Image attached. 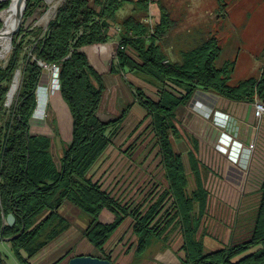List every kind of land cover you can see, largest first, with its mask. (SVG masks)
Masks as SVG:
<instances>
[{
    "label": "trees",
    "instance_id": "obj_1",
    "mask_svg": "<svg viewBox=\"0 0 264 264\" xmlns=\"http://www.w3.org/2000/svg\"><path fill=\"white\" fill-rule=\"evenodd\" d=\"M130 1L65 0L40 38L43 28L26 27L25 22L43 12L45 0H27L25 22L13 37L7 65L0 66V236L13 237L9 243L15 257L20 264H31L35 254L68 229L69 222L59 208L69 201L87 219L85 234L100 252L98 257L114 263L106 245L131 217L138 238L130 264H140L147 258L153 239L162 240L167 224L172 223H180L183 232L181 250L185 256L179 257L181 264H264V176L250 235L241 242L206 252L197 237L201 216L196 218L195 207L199 204V213H204L207 190L195 154L190 151L197 187L188 191L186 165L172 142V137L179 134L177 109L189 103L196 89L232 101L254 102L256 97L264 100V71L231 84L236 60L217 63L222 46L216 36L184 51L180 61L168 60L160 41L175 26V20L166 9L158 7L152 32L145 22L149 0L135 1L133 13L119 18V11ZM9 5L10 0L1 1L0 12ZM8 10L1 13L3 20H8ZM115 33L119 39L113 41ZM30 35L34 40L28 39ZM29 43L32 47L28 52ZM45 66L58 68L59 92L72 118L71 140L64 144L58 161L52 154L51 136L31 129ZM17 71L21 73L20 85L8 108L6 100ZM127 72L158 90L155 100L127 80L134 89L135 101L146 110L143 122L151 119L149 128L168 182L159 201L146 211L113 196L91 174L133 106L128 103L112 119L100 116L107 89L105 77ZM11 102L9 97L8 104ZM54 129L57 131L56 124ZM167 196L172 201L169 210L158 218ZM10 213L16 217L13 226L6 224ZM0 264H7L1 253Z\"/></svg>",
    "mask_w": 264,
    "mask_h": 264
},
{
    "label": "rangeland",
    "instance_id": "obj_2",
    "mask_svg": "<svg viewBox=\"0 0 264 264\" xmlns=\"http://www.w3.org/2000/svg\"><path fill=\"white\" fill-rule=\"evenodd\" d=\"M64 1L65 0H45L43 12L40 14L36 13L27 22L23 19L22 24L25 22L26 27L32 25V28H43L40 35V38H42L47 31L48 23L55 18L58 7ZM164 1L168 3L169 0ZM177 1L178 0H175V4ZM180 1H182V3H179V5L185 4V2L187 4L190 2L196 5L195 0H188V2L187 0ZM217 2L218 0H200L202 6H206L213 11L215 10L213 8H215ZM134 3L135 0L127 3L124 8L119 11V18L133 13ZM224 3H228L230 6L234 7V14L245 17L244 25L239 26L237 29L231 30V25L227 23L229 19H227V22L223 21V27H221L223 31L220 36V44L223 48V53L217 63L221 64L226 59L236 60L235 71L231 81V84H236L242 79H246L253 75L259 76L261 74L264 58L261 60L258 53L264 46V0H224L223 4ZM10 5L0 13L8 9ZM218 5L220 6V3H218ZM181 11L184 10H180V13ZM148 14L146 17H148ZM1 21L3 22L2 19ZM118 26V24L115 25L116 28ZM217 27V25L214 27V33L220 30V28ZM28 39L34 40V36L30 35ZM195 45L196 44H189L183 47H194ZM31 47L32 44L29 43L26 47V51L29 52ZM12 49L13 47H10L9 52L4 57L0 58V66L7 65ZM169 57L175 61L172 55L169 54ZM238 58L239 60L237 61ZM19 85L20 81L16 87H14L13 84L11 86L9 97L12 102L7 105L8 108L13 104ZM59 86L56 69L51 66H45L38 89L40 105L31 121V129L33 132L48 134L55 138L54 142L57 145L54 147L56 159H58L56 153L61 151L65 142L59 141L53 122L55 120L54 123L57 126L58 123L59 126L61 125L60 129L62 128L61 131H63V135L70 132L72 126L71 115L67 106L60 101ZM142 88L147 95L156 98L155 89H152L155 92H151L145 85ZM48 103H51L50 108H47ZM125 106L126 105H124V107ZM187 107L188 108H184L181 111H177V126L180 133L172 137V142L176 151L185 153L184 161L188 174L189 192H192L197 187L196 176L190 164L189 152L192 151L197 159L203 187L207 190L204 213H199V204H196L195 207V212L197 214L196 218L201 216L197 237L203 241L205 251L209 252L233 243L241 242L250 235L253 218L258 208L261 195L260 182L264 176V138L257 141L255 139L257 136L253 135V138H250L251 140H247V142H245L247 146L245 145V147L248 150L249 159L243 158V162L238 163V156H233L231 154L227 155L224 151L227 142L220 141V146L213 145L214 142L212 138H209V134H207L206 130L207 128L209 129V121L207 120L205 124V118H202L197 112L195 113L193 109L189 107V104ZM140 110H142L140 106L134 107L131 116L135 118L138 117L136 120L137 122L128 123L124 126V133L127 134L132 132V134L136 133L134 137L137 136L134 141L136 143V149L139 150L135 159V163L139 166H137L138 172L134 169L130 174H119L116 178L120 181H124V183H121L116 192L123 202L130 203L134 209L142 207L141 210L146 211L151 205L159 201L163 192L168 188V183L164 176L165 171L160 161L159 148L149 128L151 119L147 118L143 122L145 115L141 118L142 115L139 114ZM101 114H103V111H101ZM130 120H132V117L129 118V121ZM261 124L262 123L256 121L252 125V128L258 132V128L260 129ZM251 144L254 146L252 147ZM222 158H225V162L226 160L228 161L227 158H229V160H231L229 161L230 164L223 162ZM171 202V199L169 200V196H167L162 202L164 207L157 216L158 218L166 214ZM125 225L126 229H124V235L112 238L107 244L109 249L112 247H118L117 249H119L120 241L123 243L125 242V246L123 245L124 248L136 249L137 239L135 236H130L132 223L127 221ZM167 226L168 228L164 232L162 240L153 239L152 245L147 249L148 255L143 264H148V260L155 259L158 254H160L159 259L161 262H158L160 264H181L179 257L185 256L184 251L181 250L184 243L181 224L172 223L170 225L167 224ZM73 237L74 235H66L61 239L64 241L60 243V245L66 246L67 248L70 247L74 252L78 251L79 247L83 250L92 248V244L87 238L72 245V243H74ZM164 244L167 246H164ZM0 253L5 257L7 264H20L11 250L10 243L6 241L0 242ZM133 255L134 254H132V260L134 257Z\"/></svg>",
    "mask_w": 264,
    "mask_h": 264
},
{
    "label": "crops",
    "instance_id": "obj_3",
    "mask_svg": "<svg viewBox=\"0 0 264 264\" xmlns=\"http://www.w3.org/2000/svg\"><path fill=\"white\" fill-rule=\"evenodd\" d=\"M223 2L224 0L221 1L218 0L217 5L215 6V8H213L215 9L214 11L206 6H202L200 0H195L196 5H193L190 2H188V4L185 2V4L179 5V3H182V1L180 0H178L176 4H175V0H169L168 3H166L164 0H156L155 4L152 3L151 7L153 10V15H154V10H157L158 7H163L169 12L171 17L175 20V26L160 41L164 46L165 52H167L166 55L168 60L174 61L172 58L169 57L170 54L175 59V61H180L182 59V54L184 51L196 47L201 42H203L204 40L208 39L211 36L218 37L220 42L221 32L223 31L221 27H223V21L227 22V19H229V22L227 23L231 25L230 26L231 30L237 29L239 26L244 25L245 17L234 14L233 13L234 7L230 6L228 3L223 4ZM218 3H220V6L218 5ZM180 10H184V11H181L180 13ZM216 25L218 26L217 28H220V30L214 33L215 31L214 27H216ZM118 37L119 36L117 35V33H115L112 35V40L113 41L118 40L119 39ZM189 44H196V45L194 47H189V46L183 47ZM222 53H223V48H222ZM258 56L261 58V60H263L264 46L258 53ZM227 60H234V59H226L225 61ZM238 60L239 58L237 59V61ZM105 80L107 83V89H106L104 101L100 108V116L103 119L107 120L117 117L121 113L124 105H127L128 103H133V106L130 109L127 117L122 122L120 130L114 137L112 146L106 151L104 156L96 164L91 174L93 175L94 181H98L102 185L103 189L107 190L113 196L120 199V197L117 195L116 190L120 187L121 183H124V181L122 180L120 181L116 177L119 176V174L121 175H124L125 173L130 174L134 169H136V171L138 172V167H139L138 164L135 163V159L137 157L136 155H138L139 152V150L136 149V145H135L136 143L134 141L137 137V136L134 137L136 133L133 134L132 132L127 134L124 133V128H125L124 126L127 125L128 123L130 124L133 122H137L136 120L138 117L135 118L134 116H131L132 115L131 112H133L132 109L134 107L136 108L140 106L142 108V110L139 111V114L142 115L141 118H143L144 115L146 116V110L142 107V105L139 102L135 101L133 95L134 89L131 88L127 80H130L137 85L139 84L138 86L140 87H143L145 85V87L148 88V90H151V92H155L154 90H152L155 89L156 98H153L155 100L158 99V90L154 84L144 81L142 78H140L138 75L132 72H127L125 74L121 73L117 75H106ZM38 89H37L38 104L36 110L39 108L40 105V96H38ZM177 90L179 91L180 89ZM44 101H45V97H44ZM60 101H62L65 104L61 95H60ZM188 104L189 107L193 109L195 113L197 112L198 114L201 115L202 118L206 119L205 124L207 123V120L209 121L210 123L209 129L207 128L206 130H207V134H209V138H212V141L214 142L213 145L214 146L219 145L220 141H223L225 143L227 142L224 151L226 152L227 155L231 154L233 156H238L237 158L238 163L243 162V158L249 159V153L245 147V145L247 144V143L245 144V142H247V140H251L253 138V135L257 136V138H255L257 141H260L261 138H264V118L262 119L256 118L254 113L253 102L232 101L227 98L221 97L213 92L205 91L203 89H196ZM47 105H48L47 108L51 107V103H48ZM187 105L180 106L177 109V111H181L184 108H188ZM101 111H103V114H101ZM130 117H132V120L129 121ZM256 121L258 123H262L260 125V129L258 128V132L252 128V125ZM175 123L177 125L178 120H176ZM53 125L55 127L54 122ZM60 126L58 123L56 135L58 136L60 142H65L64 144H66L71 140L72 126L70 132L65 133V135H63V131H61L62 128L60 129ZM51 138L53 140L52 154L56 159L54 147H56L57 145L54 142L55 138L54 137ZM63 147L61 148V151L56 153L58 156V159H56L57 161L63 154ZM177 152H179L184 159L185 153L181 151H177ZM222 159L223 162H225V158ZM227 159L228 161L226 160L225 163L230 164L229 161L231 160H229V158ZM59 212L69 222L68 229L64 233H62L59 237L51 241L44 248H42L37 254H35L31 259V264H67L68 260L75 255H93V256L100 255L98 249L86 237L85 231L88 227V221L83 216L82 210L73 203L69 201H65L62 204V206L59 208ZM127 221H130V223H132L130 229L131 231L130 236H135L136 239L138 238V235L134 231V220L131 217H128L123 222V224L115 231L112 238H114L115 236L121 237L124 235L125 233L124 229H126L125 223H127ZM69 234L74 235L73 237L74 243H72V245L87 238L89 242L92 244V248L83 250L82 248L79 247L78 251L74 252L70 247L67 248L66 246L60 245V243L64 241L61 239ZM124 243L120 241L119 249H117L118 247L116 248L112 247L111 249H109L108 246L106 245V249L112 252V256L116 264H130L132 260V254H134V251L136 250V249L134 250L128 249V247L124 248L125 246ZM159 258H160V254H158L155 257V259L148 260V264H160L158 263L161 262ZM145 260L146 259H143L140 264H143Z\"/></svg>",
    "mask_w": 264,
    "mask_h": 264
},
{
    "label": "water",
    "instance_id": "obj_4",
    "mask_svg": "<svg viewBox=\"0 0 264 264\" xmlns=\"http://www.w3.org/2000/svg\"><path fill=\"white\" fill-rule=\"evenodd\" d=\"M26 8H27V0H19V12L17 15L16 25L8 34L9 38H10V47H12L14 35L16 34V32L20 29V27L22 25V21L24 19ZM0 20H1V18H0ZM3 27H4V25H3ZM3 27L0 29V34L2 33ZM19 72L20 71L16 72L14 79ZM10 90H11V88H10ZM10 90H9V92H10ZM9 92H8V96H7V100H6V105H8ZM15 223H16V217L14 216L13 213H10L6 218V224L9 226H13ZM12 239H13V237H2V236H0V242H3V241L10 242ZM67 264H115V263L109 259L101 258L98 256L75 255V256H72L68 260Z\"/></svg>",
    "mask_w": 264,
    "mask_h": 264
},
{
    "label": "bare ground",
    "instance_id": "obj_5",
    "mask_svg": "<svg viewBox=\"0 0 264 264\" xmlns=\"http://www.w3.org/2000/svg\"><path fill=\"white\" fill-rule=\"evenodd\" d=\"M8 9H6L8 10V20H3L0 16V18L4 22V27L2 33L0 34V46H1L0 58L4 57L10 50V38L8 34L16 25L17 15L19 12V0H11V5ZM20 79H21V73L19 72L13 81L14 87L17 86Z\"/></svg>",
    "mask_w": 264,
    "mask_h": 264
},
{
    "label": "built area",
    "instance_id": "obj_6",
    "mask_svg": "<svg viewBox=\"0 0 264 264\" xmlns=\"http://www.w3.org/2000/svg\"><path fill=\"white\" fill-rule=\"evenodd\" d=\"M149 2H150V7H149L150 11H149L148 17L145 18V22L150 25L151 31L154 32V27H155L156 22H155V17L153 15V10L151 7L153 0H149ZM117 28L118 30H120L119 26ZM55 69L57 71V77H58V68L56 67ZM263 71H264V62H263L261 74ZM253 105H254V113H255L256 118L258 119L264 118V100H261L258 97H256L255 101L253 102ZM251 146L253 147L254 145L251 144Z\"/></svg>",
    "mask_w": 264,
    "mask_h": 264
}]
</instances>
